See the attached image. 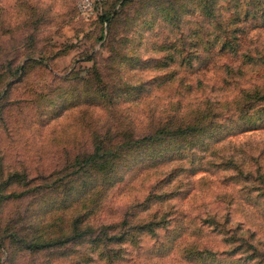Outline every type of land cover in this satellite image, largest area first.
Here are the masks:
<instances>
[{
  "label": "rangeland",
  "instance_id": "rangeland-1",
  "mask_svg": "<svg viewBox=\"0 0 264 264\" xmlns=\"http://www.w3.org/2000/svg\"><path fill=\"white\" fill-rule=\"evenodd\" d=\"M93 1L0 0V264H246L218 227L230 215L264 247V183L234 168L264 171V101L238 115L264 83V0ZM239 10L257 12L244 30ZM210 34L238 36V52ZM97 147L114 171L87 164Z\"/></svg>",
  "mask_w": 264,
  "mask_h": 264
},
{
  "label": "trees",
  "instance_id": "trees-1",
  "mask_svg": "<svg viewBox=\"0 0 264 264\" xmlns=\"http://www.w3.org/2000/svg\"><path fill=\"white\" fill-rule=\"evenodd\" d=\"M206 5L215 4V0H204ZM212 13V12H211ZM257 16V12H246V13H242L239 10V13L236 14V21L240 22L242 21V23H244V26L241 28L244 30V28H247V25L249 24V21H252L253 19H255ZM238 30L233 29L232 33L237 34ZM210 39V44L208 46L209 49H218L219 51L221 50H227V51H233L235 53L238 52L240 45H241V39L238 36H234L235 40H223L221 41L220 38H216L214 39L212 37V34ZM209 43V42H208ZM193 47H196L194 44H192ZM193 59V57H192ZM251 61V60H250ZM254 61H261L264 64V56H260L258 59L255 58ZM240 95H243L244 99L246 101H249L248 105H245L242 109L239 108V118H245L247 115H249L248 111L250 108L255 109L254 113H259V112H263V111H259V108H256V106L258 105L259 100L264 101V83L263 85L260 84H256L254 83V85H252V87H247L244 88L242 90V92L240 93ZM257 102V103H256ZM209 116L211 117L210 120L212 119V114H209ZM207 121V122H208ZM201 123V125H199ZM203 122H199L198 124L195 122H189L187 124H185L184 126H181L180 128H178L177 130L174 131H166L165 128L159 129L158 131H156L154 134L151 135H146L143 138H139L136 140H128L127 142H124L123 145H130L133 143H143L146 140H155L158 142H165L166 140V135H164V133L167 132V134H169L172 137H177L178 135H180L181 133H192L195 134L197 132H200L202 130H204L205 128H207L208 126H210V122L206 123L204 122V124H202ZM197 125H199V128H197ZM169 132V133H168ZM111 153H113L111 151ZM90 158H86L87 164L93 163L94 166H96V169L98 170V172L101 170L107 171V173L114 171V165H115V160L114 159H110L108 158V161L106 159L107 157V153H100V149L97 147L96 151L92 153V155H89ZM237 160V155H235L233 158H231L230 160H227L226 162L223 163H233L234 161ZM239 162V161H238ZM247 160L244 159V163L239 162V166L236 167L234 166V168H236V178L237 180L244 182L246 185L251 184L257 180L261 181L262 183H264V171H262L260 169V167H256V169H249V168H244L242 165L246 164ZM241 165V166H240ZM99 168V169H98ZM113 169V170H112ZM262 189V188H260ZM263 194H264V190H263ZM161 194H158V196H160ZM230 215H228L224 221L221 222V225L218 227L219 232L226 235L225 237L227 238L228 242H230L232 245L229 247L228 250H225L224 253H241L244 252L245 257L244 256H239L238 258H236V260L238 261H242L243 263H248V262H256V264H264V247L259 245V242H257L253 236H250V234L248 236L244 235V232L241 233V235H237L239 232L237 230H239L238 227L229 230L230 226H232L230 224L229 221ZM162 221H150V222H141L140 223V228L142 230L146 229L147 227H150L151 229L157 227V226H161L163 225L161 223ZM89 230L92 229V226H88ZM88 231L85 229L83 231H79V234H77V237H82L85 233H87ZM107 235V232H105ZM227 233V234H225ZM234 233V234H231ZM228 234H231L228 236ZM108 237L107 240H115L117 242H122V240L125 238L126 232H119L116 234H111L110 232H108ZM237 235V236H235ZM73 237H75V234L70 235V236H64L58 239H55L54 241L52 240H47L45 242H40L39 244H29V246L31 247H43L46 245H53V244H64L66 242H68L70 239H72ZM235 242H237L236 246H234L233 244H235ZM229 251V252H228ZM199 256L201 260H205L207 262H212V261H222L220 260V256H219V252H217L216 250H213V248L210 247H205L203 249L199 250ZM193 255V254H191ZM219 256V258H218ZM231 259V256H228ZM228 258V260H230Z\"/></svg>",
  "mask_w": 264,
  "mask_h": 264
},
{
  "label": "built area",
  "instance_id": "built-area-1",
  "mask_svg": "<svg viewBox=\"0 0 264 264\" xmlns=\"http://www.w3.org/2000/svg\"><path fill=\"white\" fill-rule=\"evenodd\" d=\"M79 11L85 14L94 13V1L93 0H78Z\"/></svg>",
  "mask_w": 264,
  "mask_h": 264
}]
</instances>
